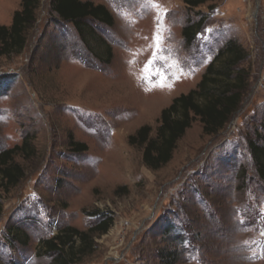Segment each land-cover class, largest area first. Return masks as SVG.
Instances as JSON below:
<instances>
[{
	"label": "rangeland",
	"instance_id": "374dc122",
	"mask_svg": "<svg viewBox=\"0 0 264 264\" xmlns=\"http://www.w3.org/2000/svg\"><path fill=\"white\" fill-rule=\"evenodd\" d=\"M80 1L104 6L113 25L86 21V44L51 0H38L25 49L0 57V152L25 137L33 152L15 156L25 178L0 192V264H49L41 243L67 226L86 231L98 214L113 224L79 264H162L164 249L176 250V264H264V182L248 150L254 133L264 147V0L195 9L183 0ZM19 9L20 0H0V26ZM198 20L187 44L182 29ZM228 40L247 55L240 109L216 136L192 123L169 163L146 168L128 137L143 126L154 137L161 111L194 89ZM69 136L87 151L73 152Z\"/></svg>",
	"mask_w": 264,
	"mask_h": 264
},
{
	"label": "trees",
	"instance_id": "16d2710c",
	"mask_svg": "<svg viewBox=\"0 0 264 264\" xmlns=\"http://www.w3.org/2000/svg\"><path fill=\"white\" fill-rule=\"evenodd\" d=\"M216 1L218 0H183L190 9ZM38 4V0H20V9L14 12L10 25L0 26V57L19 55L25 49L27 32L36 21ZM50 8L60 22L71 24L86 44L94 38L92 28L85 26L86 21L106 27L113 25L109 11L104 6L94 5L89 1L51 0ZM202 24L203 20H198L182 29V36L187 44L194 41ZM110 53L108 49L106 56L110 57ZM246 58L241 46L232 40L225 42L206 66L194 89L174 98L161 111L154 137L148 126L139 128L128 137L130 146L142 150V162L146 168L156 171L169 163L177 143L192 123L198 121L206 136H216L226 128L248 92L249 78L241 68ZM253 135V139L248 141V150L255 173L264 182V147L257 144L256 133ZM28 143L25 137L19 146L0 152V192L9 193L25 178L24 170L15 161V156L29 159L33 152ZM68 145L76 153L87 151L84 144L73 141L71 136ZM1 214L0 204V216ZM98 216V222L86 231L67 226L52 238L43 241L42 251L51 256L49 264H79L82 259L90 257L95 252V239L105 235L113 224L112 217ZM169 233L170 230L166 234ZM12 236L21 238L15 230L12 231ZM177 241L178 238L173 239V242ZM157 255L162 264H176L179 261L176 250H160Z\"/></svg>",
	"mask_w": 264,
	"mask_h": 264
}]
</instances>
